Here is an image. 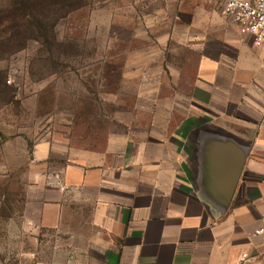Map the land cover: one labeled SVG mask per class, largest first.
<instances>
[{"label":"crops","instance_id":"1","mask_svg":"<svg viewBox=\"0 0 264 264\" xmlns=\"http://www.w3.org/2000/svg\"><path fill=\"white\" fill-rule=\"evenodd\" d=\"M225 2L128 5L132 35L152 45L129 54L134 97L102 141L15 139L26 186L11 220L32 244L19 261L264 264V50Z\"/></svg>","mask_w":264,"mask_h":264},{"label":"rangeland","instance_id":"2","mask_svg":"<svg viewBox=\"0 0 264 264\" xmlns=\"http://www.w3.org/2000/svg\"><path fill=\"white\" fill-rule=\"evenodd\" d=\"M36 1L0 0V264H24L19 260L32 249L29 235L16 233L21 224L11 220L22 209L26 186L15 139L65 129L75 141L98 132L101 142L119 101L130 107L134 97L125 86L127 73L141 59L129 54L152 45L138 42L129 24L137 11L128 5L145 0H64L58 6L46 0L43 18H23L18 9Z\"/></svg>","mask_w":264,"mask_h":264},{"label":"built area","instance_id":"3","mask_svg":"<svg viewBox=\"0 0 264 264\" xmlns=\"http://www.w3.org/2000/svg\"><path fill=\"white\" fill-rule=\"evenodd\" d=\"M223 16L241 33L252 36L255 46L264 50V0H226ZM258 234H264V229ZM255 259L243 253L240 263L255 264Z\"/></svg>","mask_w":264,"mask_h":264},{"label":"trees","instance_id":"4","mask_svg":"<svg viewBox=\"0 0 264 264\" xmlns=\"http://www.w3.org/2000/svg\"><path fill=\"white\" fill-rule=\"evenodd\" d=\"M66 1L49 0V2L53 3L55 6H58L60 3L61 4L65 3ZM45 4H46V0H37L36 2H33L31 4L29 2H26L21 6V8L18 9V11L24 10V16L22 14L23 18L32 17L33 19L39 21L44 16L42 11H44Z\"/></svg>","mask_w":264,"mask_h":264}]
</instances>
